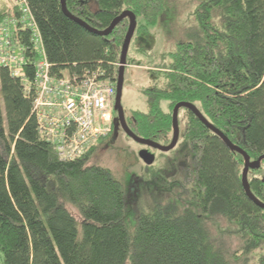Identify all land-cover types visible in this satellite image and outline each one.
Segmentation results:
<instances>
[{
    "label": "trees",
    "instance_id": "obj_1",
    "mask_svg": "<svg viewBox=\"0 0 264 264\" xmlns=\"http://www.w3.org/2000/svg\"><path fill=\"white\" fill-rule=\"evenodd\" d=\"M26 1L55 74L81 77L101 68L117 81L128 19L101 36L68 18L61 0ZM93 1L96 10L91 0H66L71 14L98 31L126 11L135 14L132 41L143 52L142 39L169 13L166 0ZM13 11L12 0H0V22ZM193 16L196 30L170 52L165 82L153 78L143 90L147 111L125 115L127 125L140 138L169 145L174 108L191 103L256 161L264 156V0H198ZM18 31V43L29 47L28 32ZM27 55L33 80L34 57ZM181 113L188 119L184 141L165 169L154 171L156 161L146 166L130 231L122 183L90 164L98 144L77 160L60 159L38 133L33 96L0 68V264H232L264 250V210L244 190V158L192 112ZM117 130L123 132L114 110L106 138ZM249 184L264 203V179L254 174Z\"/></svg>",
    "mask_w": 264,
    "mask_h": 264
},
{
    "label": "built area",
    "instance_id": "obj_2",
    "mask_svg": "<svg viewBox=\"0 0 264 264\" xmlns=\"http://www.w3.org/2000/svg\"><path fill=\"white\" fill-rule=\"evenodd\" d=\"M13 14L0 22V68L19 78L33 96V115L41 138L55 146L60 159L85 156L112 130L117 81L101 69L79 77L53 72L38 24L26 0H12ZM28 32L30 46L18 43V31ZM34 79L26 73L28 53Z\"/></svg>",
    "mask_w": 264,
    "mask_h": 264
},
{
    "label": "rangeland",
    "instance_id": "obj_3",
    "mask_svg": "<svg viewBox=\"0 0 264 264\" xmlns=\"http://www.w3.org/2000/svg\"><path fill=\"white\" fill-rule=\"evenodd\" d=\"M166 2L169 11L168 17L163 19L159 26L152 29L150 38L142 39L144 40L142 41L143 45L147 46L148 50L144 52L138 50L139 42L137 44V40L132 41L130 45L122 99V105L127 116L134 111H147V98L143 95V90L155 85L153 78H157L159 86L163 85L165 82V68L170 63V52L176 49L180 41L189 40L196 30L197 24L193 13L198 0H166ZM91 8L93 10L97 9L93 0H91ZM179 120L181 134L178 148L184 141L183 133L188 123L184 113L179 115ZM112 134L98 142V147L90 157V164L109 169L113 176L122 183L130 202L125 219L126 225L130 231H133L138 206L137 200L140 194L138 181L147 180L149 176L146 174V165L139 157V153L144 147L135 143L120 130ZM172 137L173 134L171 133L169 138L172 139ZM150 151L157 158L153 167L154 171L165 169L167 159L172 158L175 154V152H169L170 154L161 155L160 152L153 149H150ZM254 174L264 179V164L261 171ZM253 175L251 174L248 179H252ZM223 225H226V223ZM239 244L236 239L228 241V245L233 249L238 248ZM246 257L243 256L239 261H233L232 264H261L260 257H264V250L252 253L248 256V259ZM2 258L3 256L0 253V263Z\"/></svg>",
    "mask_w": 264,
    "mask_h": 264
},
{
    "label": "water",
    "instance_id": "obj_4",
    "mask_svg": "<svg viewBox=\"0 0 264 264\" xmlns=\"http://www.w3.org/2000/svg\"><path fill=\"white\" fill-rule=\"evenodd\" d=\"M61 7L64 12V14L70 18L71 20L77 22L78 24L84 26L88 30L97 33L101 36H109L112 34L114 29L125 19L129 20V28L128 32L126 34L124 44L122 47V52H121V60H120V66H119V74L117 78V94H116V101H115V110L117 111L118 114V121L121 129L123 132L130 138L132 139L135 143L142 147H146L149 149H153L155 151L161 152V153H169L173 151L180 139V127H179V113L182 109H187L190 112H192L199 120L200 122L206 126L210 131H212L215 135L221 138V140L230 148L231 151L236 152L240 154L244 158V169H243V174H242V184L244 187V190L246 192V195L248 198L254 202L257 206H259L261 209L264 210V203L259 200L251 191L250 184H249V179H248V174L251 170H258L261 167V163L264 160V156L260 157L256 161H252L251 157L249 154L240 148L239 146L233 144L226 136L223 134L220 130H218L215 126H213L198 110V108L191 103L187 102H182L176 105L173 111V138L172 142L167 145H161L158 144L154 141L140 138L137 135H135L130 128L127 125L126 118H125V111L124 107L122 105V99H123V91H124V83H125V72L126 68L128 66V54H129V49L130 45L132 43L134 34L137 29L138 21L137 17L135 14L132 12L126 11L122 13L119 17H117L111 24L109 28H107L104 31H98L93 28H91L87 23L82 21L81 19L75 17L67 8V2L66 0H61ZM140 160L148 167L153 166L155 161H156V156L155 154L151 153L147 149H143L139 153Z\"/></svg>",
    "mask_w": 264,
    "mask_h": 264
},
{
    "label": "flooded vegetation",
    "instance_id": "obj_5",
    "mask_svg": "<svg viewBox=\"0 0 264 264\" xmlns=\"http://www.w3.org/2000/svg\"><path fill=\"white\" fill-rule=\"evenodd\" d=\"M180 122V121H179ZM179 127H180V124H179ZM123 131V130H122ZM181 134V133H180ZM173 138V137H172ZM167 146V145H166ZM144 149H147L148 151H150V149L149 148H146V147H144ZM151 152V151H150ZM158 152V151H157Z\"/></svg>",
    "mask_w": 264,
    "mask_h": 264
}]
</instances>
